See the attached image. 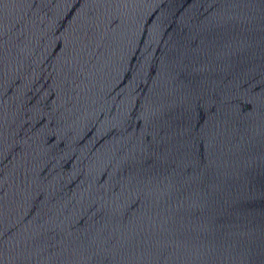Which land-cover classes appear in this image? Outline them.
Here are the masks:
<instances>
[{
	"label": "water",
	"instance_id": "95a60500",
	"mask_svg": "<svg viewBox=\"0 0 264 264\" xmlns=\"http://www.w3.org/2000/svg\"><path fill=\"white\" fill-rule=\"evenodd\" d=\"M0 264H264V0H0Z\"/></svg>",
	"mask_w": 264,
	"mask_h": 264
}]
</instances>
